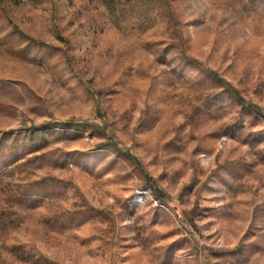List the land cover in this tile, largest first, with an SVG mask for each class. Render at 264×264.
I'll use <instances>...</instances> for the list:
<instances>
[{"label":"rangeland","instance_id":"1","mask_svg":"<svg viewBox=\"0 0 264 264\" xmlns=\"http://www.w3.org/2000/svg\"><path fill=\"white\" fill-rule=\"evenodd\" d=\"M0 264H264V0H0Z\"/></svg>","mask_w":264,"mask_h":264},{"label":"trees","instance_id":"2","mask_svg":"<svg viewBox=\"0 0 264 264\" xmlns=\"http://www.w3.org/2000/svg\"><path fill=\"white\" fill-rule=\"evenodd\" d=\"M240 102H243V100H239Z\"/></svg>","mask_w":264,"mask_h":264}]
</instances>
